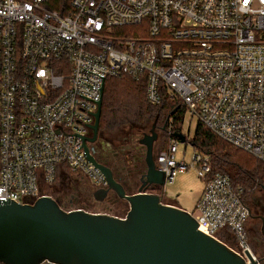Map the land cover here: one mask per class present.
<instances>
[{"label": "built area", "instance_id": "built-area-1", "mask_svg": "<svg viewBox=\"0 0 264 264\" xmlns=\"http://www.w3.org/2000/svg\"><path fill=\"white\" fill-rule=\"evenodd\" d=\"M46 1L0 0V203L50 195L68 173L108 187L82 137L106 80L122 74L145 80L151 105L176 104L184 123L197 115L264 162V0H71L66 15ZM173 121L155 155L165 184L195 167L200 230L262 264L247 189L201 152L178 156Z\"/></svg>", "mask_w": 264, "mask_h": 264}, {"label": "water", "instance_id": "water-1", "mask_svg": "<svg viewBox=\"0 0 264 264\" xmlns=\"http://www.w3.org/2000/svg\"><path fill=\"white\" fill-rule=\"evenodd\" d=\"M104 86L93 134L100 125ZM157 120V118H156ZM156 120L140 139L146 147V173L137 192L129 193L113 171L94 157L83 136L87 156L105 175L107 188L93 195L103 201L110 191L128 201L124 216L84 208L65 209L51 195L33 201L0 203V261L5 264H246L225 242L200 230L192 214L163 202L146 185L164 186L165 172L155 161ZM181 141L186 135L176 132ZM264 189V187H263Z\"/></svg>", "mask_w": 264, "mask_h": 264}, {"label": "trees", "instance_id": "trees-1", "mask_svg": "<svg viewBox=\"0 0 264 264\" xmlns=\"http://www.w3.org/2000/svg\"><path fill=\"white\" fill-rule=\"evenodd\" d=\"M70 2L71 0H47L46 6L61 15H66L72 10ZM177 107L176 104L167 101L160 106L151 105L146 98L145 80L122 74L106 80L100 125L116 126L117 129L129 125L135 132V124H148L152 118L154 120L157 118L159 122L164 121L162 129L168 133L170 118L174 117L172 134L182 132L184 112L175 111ZM191 143L210 157L215 170L229 174L234 182L243 185L247 192L257 190V188L263 189L264 162L246 153H241L238 148L216 136L200 121ZM52 190L55 193L58 192L55 186ZM132 190L135 188L128 192L132 193ZM51 196L56 199L53 195ZM124 202L125 200L119 201L118 207H121ZM113 209L108 212L112 215L123 216Z\"/></svg>", "mask_w": 264, "mask_h": 264}, {"label": "flooded vegetation", "instance_id": "flooded-vegetation-1", "mask_svg": "<svg viewBox=\"0 0 264 264\" xmlns=\"http://www.w3.org/2000/svg\"><path fill=\"white\" fill-rule=\"evenodd\" d=\"M157 123L158 119L156 120V127ZM135 126L136 130L133 132L129 125L118 129L116 126L99 125L97 133L93 134V132H91L90 134V137H95L94 140L87 142L96 160L113 171L114 175L122 182L127 192L133 188L138 189L146 173V147L144 144L140 143V139L149 132L148 124L138 123L135 124ZM87 178L89 182L96 187L95 183L89 177ZM163 187L164 186L150 184L145 186V190L160 193L164 199ZM77 191L78 188L75 185L67 187L62 192V198H68L70 196V199L67 200V203L59 202L60 205L65 209H86L85 206L73 207L77 200V197L74 196ZM92 197L97 203L101 205L106 204L104 206L105 212L111 210L119 201L125 200L120 198L113 191H110L103 201L96 200L94 195ZM68 204L70 206H68ZM250 205L252 209L251 220L255 221L257 219L258 226L257 229L256 225L253 227L248 226L249 240L252 247H254V244L255 248L257 247L259 249L256 253L261 258L262 264H264V202L261 200L256 201V198H254L250 200ZM256 208H258L259 212L256 211ZM0 264L5 263L0 261ZM41 264L53 263L45 261Z\"/></svg>", "mask_w": 264, "mask_h": 264}, {"label": "rangeland", "instance_id": "rangeland-1", "mask_svg": "<svg viewBox=\"0 0 264 264\" xmlns=\"http://www.w3.org/2000/svg\"><path fill=\"white\" fill-rule=\"evenodd\" d=\"M131 29V28H130ZM189 121V122H188ZM154 119L148 123V131L151 129V125L153 124ZM199 122L198 116H187L186 122L183 125V133L186 135L187 140L181 141L178 139V152L177 155L182 157L185 152L186 160L190 161L191 158H193L194 154L197 152L203 153L201 150H199L198 147L193 145L191 143V140L193 139L195 133H196V127ZM164 121H158L156 130L158 131V139L154 144V154L156 155L159 151L166 148L168 145L167 140V133L165 130L162 129ZM239 151L242 153H246L248 156H251L252 158L257 159L255 156H253L251 153L239 149ZM205 182L203 179H201L197 173V170L195 167H191L186 172L178 173L173 181V183H167L163 187V193H164V199L163 202L165 203H174L181 208L189 211L194 212L197 201L199 199L200 193L203 190ZM75 185L78 188L77 193L74 195L77 197V200L75 201V204L73 207H79V206H85L86 209L90 211H104V205H101L97 203L94 198L92 197V193L95 191L96 187L94 184L89 182V179L86 175L83 173L76 174V173H68L66 176H63L60 178V181L55 186L57 188L58 192H53V190H49L51 195H53L59 202L67 203V200L70 199V196L68 198H62V192L65 188ZM138 189L135 188V190H132L131 192H137ZM248 198L249 200H253L256 198L257 200H261L264 202V189L257 190H251L248 192ZM127 202V203H126ZM119 204L114 205L112 209L116 213H120L121 215H125L129 209V203L125 200L124 203H122L121 207H118ZM68 206H70L68 204ZM71 208V207H69ZM256 211L259 212L258 208H256ZM256 225V229L258 226V220H250L249 226L253 227ZM253 244V243H252ZM254 251H258L259 249L253 244Z\"/></svg>", "mask_w": 264, "mask_h": 264}, {"label": "crops", "instance_id": "crops-1", "mask_svg": "<svg viewBox=\"0 0 264 264\" xmlns=\"http://www.w3.org/2000/svg\"><path fill=\"white\" fill-rule=\"evenodd\" d=\"M171 204H174V203H171ZM176 205V204H175Z\"/></svg>", "mask_w": 264, "mask_h": 264}]
</instances>
